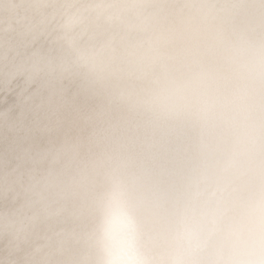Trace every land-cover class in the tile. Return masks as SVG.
I'll use <instances>...</instances> for the list:
<instances>
[{
	"label": "bare ground",
	"instance_id": "obj_1",
	"mask_svg": "<svg viewBox=\"0 0 264 264\" xmlns=\"http://www.w3.org/2000/svg\"><path fill=\"white\" fill-rule=\"evenodd\" d=\"M262 50L264 0H0V264H97L96 196L115 179L157 264L205 188L258 202ZM163 85L215 106L200 122L162 114L149 98ZM234 224L209 223L190 264H218Z\"/></svg>",
	"mask_w": 264,
	"mask_h": 264
},
{
	"label": "clouds",
	"instance_id": "obj_2",
	"mask_svg": "<svg viewBox=\"0 0 264 264\" xmlns=\"http://www.w3.org/2000/svg\"><path fill=\"white\" fill-rule=\"evenodd\" d=\"M94 11L114 15L103 5ZM78 53L95 54L93 49H78ZM259 62L264 70V50L259 53ZM149 102L162 114L193 122L206 120L215 106L205 91L183 85L160 86ZM201 195L197 210L184 215L174 230L169 264H190L186 254L199 247L208 224L218 226L225 220H235V224L225 235L227 251L218 264H264V196L237 210L225 204L216 188H205ZM95 211L97 264H157L156 254L144 244V222L137 200L122 180L115 179L98 191Z\"/></svg>",
	"mask_w": 264,
	"mask_h": 264
}]
</instances>
